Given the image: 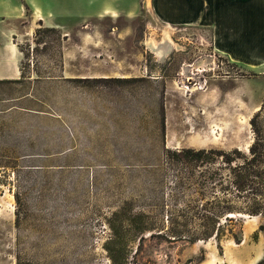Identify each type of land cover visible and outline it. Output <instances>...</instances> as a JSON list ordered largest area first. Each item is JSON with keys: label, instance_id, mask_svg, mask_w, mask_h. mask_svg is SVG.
<instances>
[{"label": "rangeland", "instance_id": "374dc122", "mask_svg": "<svg viewBox=\"0 0 264 264\" xmlns=\"http://www.w3.org/2000/svg\"><path fill=\"white\" fill-rule=\"evenodd\" d=\"M81 4L56 18L66 35L14 36L23 79L0 83V264H264V215L241 217L239 243L173 240L161 227L110 240L122 207L167 224L165 148L247 152L253 127L264 141V66L231 61L209 27L164 22L153 0ZM107 60L133 62L135 79H94L112 78L99 76Z\"/></svg>", "mask_w": 264, "mask_h": 264}, {"label": "trees", "instance_id": "16d2710c", "mask_svg": "<svg viewBox=\"0 0 264 264\" xmlns=\"http://www.w3.org/2000/svg\"><path fill=\"white\" fill-rule=\"evenodd\" d=\"M21 79L22 73L20 78L0 79V83L19 82ZM94 79L122 82L135 78ZM164 130L162 122V134ZM252 131L254 137L247 152L236 147L230 150L213 147L165 148V177H170L166 183L167 194L170 199L176 200L174 206L164 203L167 224L156 225L145 212H139V217L135 218V213L122 207L115 212L120 222L118 226L111 227L113 237L110 240L116 238L122 241L123 233L127 234L132 229L141 233L150 231L153 235L155 229L161 227L157 235L165 234L173 240L197 242L215 238L220 241L226 236L239 243L242 240L241 217L264 215V141L256 128L253 127ZM232 224L237 225L236 231L229 226ZM218 248L221 254L220 244ZM110 259L112 264H125L122 256L110 254ZM203 259L201 257L199 261ZM16 264H20L19 257Z\"/></svg>", "mask_w": 264, "mask_h": 264}, {"label": "crops", "instance_id": "0c3cea01", "mask_svg": "<svg viewBox=\"0 0 264 264\" xmlns=\"http://www.w3.org/2000/svg\"><path fill=\"white\" fill-rule=\"evenodd\" d=\"M153 3L159 18L168 24L197 23L209 27L214 48L231 61L264 66V0H153ZM106 4L113 8L111 3L101 7L95 3L94 9L103 11ZM83 9L86 7L81 0H0V79L21 77L23 52L14 36L30 35L36 27L62 28L66 35L65 26L57 25L56 18ZM22 18L24 24L19 29L14 21ZM85 33L79 36L81 44L88 38ZM80 49L85 51L82 46ZM62 60L65 71L69 62L65 45ZM107 64L111 74L99 76L130 78L129 67L136 66L130 60H109Z\"/></svg>", "mask_w": 264, "mask_h": 264}, {"label": "bare ground", "instance_id": "6f19581e", "mask_svg": "<svg viewBox=\"0 0 264 264\" xmlns=\"http://www.w3.org/2000/svg\"><path fill=\"white\" fill-rule=\"evenodd\" d=\"M103 11L104 12H106V13H111V12H113V8L108 4V5H105L104 7H103ZM186 88V87H185ZM228 122V121H227ZM217 132V131H216ZM244 150H246V147H245V149Z\"/></svg>", "mask_w": 264, "mask_h": 264}]
</instances>
